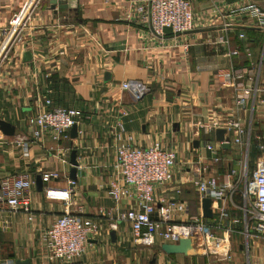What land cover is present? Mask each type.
<instances>
[{"label": "crops", "instance_id": "1", "mask_svg": "<svg viewBox=\"0 0 264 264\" xmlns=\"http://www.w3.org/2000/svg\"><path fill=\"white\" fill-rule=\"evenodd\" d=\"M26 1L0 0V32L23 19ZM190 2L194 30L181 35L166 30L161 36L150 29L148 18L135 11L136 6H144L148 12V0H39L34 6L23 35L26 47L11 49L0 69V120L15 128L12 137L0 132V183L22 174L33 181L28 191L30 220L20 211L0 210V264H62L47 260L40 236L64 213L65 203L48 199L45 188L71 189L69 211L100 228L72 264L206 263L207 258L195 252L188 257L165 254L161 246L166 243L159 237L153 246L136 244L129 224L119 219L132 200L122 197L114 203L109 195L116 147L159 143L176 152V164L173 181L156 186L154 196L158 207L167 200L180 202L181 211L172 217L185 223L190 217L202 216V199L193 183L195 170L205 169L204 179L216 178L223 184L229 169H239L233 154L241 148L232 144L222 148L215 140L216 130H225L224 137L233 138L236 133L226 123L238 120L244 129L241 136H264V19L256 22L243 11L253 5L264 13V0ZM222 36L226 44L217 43ZM234 50L239 54L228 56ZM25 52H30L31 60L24 63ZM231 68L244 70L251 78L243 82L250 97L242 108L236 106L230 88L216 84V71ZM130 81L146 86L142 100L136 102L120 89ZM41 96L85 114L75 139L70 138V130L67 140L53 139L51 133L38 140L32 137L25 120L44 108ZM118 122L122 132L116 128ZM18 138L24 143L14 144ZM206 142L221 148L227 163L213 164ZM262 144L264 139H259L253 149L259 151ZM250 147L249 139L248 160ZM72 151L78 164L75 180L70 177ZM260 155L259 151L252 170ZM46 173L57 177L42 182L38 192L35 179ZM241 205L237 193L227 192L211 200V219L202 216L205 223L214 224L216 207L225 209L223 228L214 231L229 245L223 264H244L245 257L249 264L250 246L238 245L236 254L231 250L232 236L244 233ZM233 220L237 222L232 224ZM220 249L225 252L227 246L220 245ZM260 259L252 264H260Z\"/></svg>", "mask_w": 264, "mask_h": 264}, {"label": "built area", "instance_id": "2", "mask_svg": "<svg viewBox=\"0 0 264 264\" xmlns=\"http://www.w3.org/2000/svg\"><path fill=\"white\" fill-rule=\"evenodd\" d=\"M38 1L27 0L23 19L19 23L1 30L0 45L3 50L0 52V69L7 63L14 45L26 47L23 35L29 29L28 22ZM147 4L148 12L144 6H136L135 11L140 13L145 20L148 18L149 27L156 35L161 36L166 30L176 35L194 30V14L190 0H148ZM243 11L248 12L256 22L264 19V13L253 5L244 7ZM8 34L10 36L5 42ZM217 43L226 44L227 40L222 36L218 38ZM237 54L239 52L234 50L228 56ZM245 80H251V78L244 70L231 68L216 71L217 86L230 88L234 92V101L238 108L246 106L250 97V90L243 84ZM120 89L127 92L136 102L142 100L148 91L145 85L133 81L121 84ZM40 99L44 108L35 116L25 120L26 125L32 129V137L36 140L42 138L46 133L53 134V139L67 140L68 132L72 126H78L86 119L82 111L56 106L48 96H41ZM121 115L125 117L127 113L122 112ZM226 127L235 131L236 136L230 138V144L245 151L244 161H239V169H229L223 184H219L216 178L204 179L202 173L205 169H196L194 186L200 199L218 200L227 192L237 193L242 199L239 210L243 216L244 234L264 239V144L258 147L261 155L255 161L254 169L248 177L249 138L241 136L244 134V129L238 120L228 121ZM116 128L123 131L120 122L117 123ZM244 137H247L246 142H244ZM22 143H24L22 138L14 141L16 145ZM205 148L211 153L213 164L227 163L221 148L216 149L210 142H206ZM175 164L176 152L159 143L148 147H136L128 144L117 146L115 172L109 183V195L114 203L119 202L122 197L132 200V206L121 214L119 219L129 224L132 238L136 244L153 246L156 237L161 238L166 244H177L181 239H189L193 251L197 255L207 258L205 264H220L227 260L229 252L227 239L216 236L214 233V231L223 228V221L226 218L223 207H216L214 224L205 223L200 215L190 217L185 223L174 221L173 212L182 209L181 203L175 200L159 202L158 207L154 189L156 186H166L173 181L172 169ZM56 177V174L46 173L41 177V180L43 183H47ZM229 177L232 178V181ZM242 182L244 186L240 188ZM70 184L74 185L73 182ZM32 185L33 181L27 174L4 179L0 183V210L20 211L28 215L30 220L31 208L28 191ZM71 192V189H44V194L48 199L65 203L64 213L40 236L49 262L72 264L84 253L88 242L100 232L96 222L85 221L79 215L69 211ZM245 202H249V205L246 206ZM235 222L237 221L233 220L232 224ZM223 244L227 246L225 252L218 249Z\"/></svg>", "mask_w": 264, "mask_h": 264}, {"label": "water", "instance_id": "3", "mask_svg": "<svg viewBox=\"0 0 264 264\" xmlns=\"http://www.w3.org/2000/svg\"><path fill=\"white\" fill-rule=\"evenodd\" d=\"M31 60V54L30 52H25L22 56V61L29 62ZM104 79L108 81L109 76L108 74L104 75ZM0 132L4 136L12 137L15 134V128L11 124L4 122L0 120ZM225 130L219 129L216 130L215 134V140L218 143H221L222 148L224 149H229L230 148V138L229 137H224ZM77 137V126L74 125L70 129V138L75 139ZM194 146H197L196 142L194 143ZM70 165L72 166L70 174H71V179L75 180L76 179V167L78 166L76 162V152L72 151L70 154ZM35 186L38 190V192H41L42 190V181L40 177H37L35 179ZM211 206V200L208 198H204L201 201V209H202V216L205 219H211L212 218V211L210 209ZM110 237L114 241V232L110 233ZM162 252L165 254H181L183 256H191L193 255V247L191 244V241L189 239H181L177 244H163L161 246ZM15 264H29L28 261H16Z\"/></svg>", "mask_w": 264, "mask_h": 264}, {"label": "rangeland", "instance_id": "4", "mask_svg": "<svg viewBox=\"0 0 264 264\" xmlns=\"http://www.w3.org/2000/svg\"><path fill=\"white\" fill-rule=\"evenodd\" d=\"M15 47L17 45H14ZM14 47V48H15ZM11 55L9 54V57ZM251 142H258L259 139H264V136H247ZM258 138V139H257ZM233 157H236V160H239L241 162L244 161L245 159V151L243 150H235L234 154H233ZM230 166V165H229ZM253 168V162L249 159L248 160V177L251 173V170ZM244 181V179H243ZM244 186V183L242 182L241 183V186L240 188L242 187L243 188ZM245 205L248 206L249 205V202H245ZM242 223H240V226L239 228L241 227ZM242 229V228H241ZM231 242V250H232V253H237L238 252V245H242L245 243L250 246L251 250L249 251L247 257H248V261H249V264H252L253 261H257L258 258H261L260 260V264H263L264 263V239H260V238H254V237H249V236H246L244 233H242V235H233L232 236V240L230 241ZM257 245V248L254 250L252 248L255 247ZM230 250V252H231ZM254 251H256L257 255H254L253 257V254H254ZM231 253H229V256H230ZM200 263V261H199ZM224 261L221 262V264H223ZM227 263V261H226ZM244 264H246V257L244 259Z\"/></svg>", "mask_w": 264, "mask_h": 264}, {"label": "trees", "instance_id": "5", "mask_svg": "<svg viewBox=\"0 0 264 264\" xmlns=\"http://www.w3.org/2000/svg\"><path fill=\"white\" fill-rule=\"evenodd\" d=\"M255 143H256V141L255 142H251V140H250L251 147H250V152H249V158H250V160L252 162L254 161V159L256 158L257 153L259 152L257 149H253Z\"/></svg>", "mask_w": 264, "mask_h": 264}, {"label": "bare ground", "instance_id": "6", "mask_svg": "<svg viewBox=\"0 0 264 264\" xmlns=\"http://www.w3.org/2000/svg\"><path fill=\"white\" fill-rule=\"evenodd\" d=\"M220 251H222L221 249H220V246H219V248H218Z\"/></svg>", "mask_w": 264, "mask_h": 264}]
</instances>
